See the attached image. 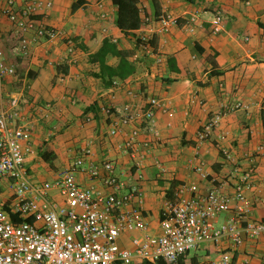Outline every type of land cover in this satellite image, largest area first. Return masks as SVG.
Listing matches in <instances>:
<instances>
[{
    "label": "crops",
    "instance_id": "crops-1",
    "mask_svg": "<svg viewBox=\"0 0 264 264\" xmlns=\"http://www.w3.org/2000/svg\"><path fill=\"white\" fill-rule=\"evenodd\" d=\"M33 1L15 0V8ZM156 1L160 12L178 17V26L165 34L155 33L154 24L141 28L153 34L152 44L163 54L160 64L139 50L134 37L124 36L115 26L111 0H52V7L35 17L71 38L74 53L67 52V39L59 37L38 39L29 55L20 57L12 51L19 34L2 14L0 3V50L5 62L15 68L14 74L0 78V114L6 115L11 127H31V150L25 156L28 173L36 181L53 180L88 146L92 162L112 160L120 180L138 185L142 202L133 201L126 209L139 208L146 232L156 234L161 210L166 201L175 199L178 185L195 184L200 193L220 186L231 194L249 156L263 146L254 159L253 188L246 194L251 217L264 222V203L259 200L264 198V0ZM138 6L141 16H154L153 0H139ZM218 10L223 14L222 27L214 34L211 19ZM191 15L198 19L193 31L185 27ZM105 36L133 51L135 71L125 80H116L115 89L93 75L99 66L88 57ZM116 62L115 57L108 60ZM128 89L137 96L132 98ZM152 96L168 103L174 115L156 112L157 139L139 125L137 141L150 140L153 147L137 170L130 155L119 149L131 127L120 126L115 135L107 131L118 122L114 107L126 102L139 106ZM236 102L246 107L223 116L209 138L199 142L197 131L207 119ZM102 104L110 106L109 115L102 113ZM221 146L235 156L239 170L225 160ZM200 161L205 178L195 169ZM77 179L90 183L82 173ZM94 183L105 191L101 182ZM50 195L63 201L55 189ZM14 204L10 181L0 176V208L9 210ZM225 218L221 214L214 224ZM141 234L121 235L119 246L133 249L132 238ZM225 246L201 244L183 256L182 264H204L217 258ZM235 257L245 264H264V232L254 239L244 237ZM134 260L137 264L141 259L136 257L131 264Z\"/></svg>",
    "mask_w": 264,
    "mask_h": 264
},
{
    "label": "built area",
    "instance_id": "built-area-1",
    "mask_svg": "<svg viewBox=\"0 0 264 264\" xmlns=\"http://www.w3.org/2000/svg\"><path fill=\"white\" fill-rule=\"evenodd\" d=\"M0 3H3L2 14L19 34L12 47L16 55L27 57L38 39L59 37L67 39V52L74 53L76 44L71 38L35 17L50 9L52 0H35L20 9L15 8V0H0ZM102 16L107 17V14ZM142 20L141 28L154 24L157 34L168 33L178 26V17L166 11L153 17L142 14ZM197 20L196 15H191L186 20V29L193 31ZM222 20V12L216 11L211 19L214 34L221 30ZM141 28L135 38L139 50L160 64L163 54L152 45L153 34ZM14 73V66L5 62L0 50V78ZM118 86V81L114 80L112 88ZM127 93L132 98L137 96L132 89ZM241 107L246 106L236 102L213 113L198 129L197 140L202 142L209 138L223 116ZM100 109L105 115L111 113L107 104H102ZM113 109L118 122L111 124L107 132L115 135L120 126L131 127L119 149L130 155L132 165L139 170L153 147L150 140L137 141L139 125H144L157 139L156 112L172 117L174 110L154 96L139 106L126 102ZM30 130L29 125L11 127L6 115L0 114V176L10 181L15 197L12 209L0 208V264H131L136 257L153 264H178L180 257L204 243L226 244L217 258L204 264H245L235 257L237 248L244 237L254 239L264 232V222L249 213L246 194L253 188L254 159L263 146L249 156L231 194L220 186L200 193L195 184L178 185L175 199L166 201L161 210L159 232L149 234L140 209H126L133 201L142 202L138 185L120 180L112 160L92 162L88 146L83 147L79 156L55 179H32L25 166V156L31 150ZM220 150L225 160L239 170L238 160L228 148L221 146ZM156 167L162 169L161 163L156 161ZM195 169L200 176H207L201 161ZM78 173L85 174L90 183L81 184ZM96 181L101 182L105 191L97 188ZM53 189L61 196V203L51 197ZM259 200L264 203V198ZM224 213L225 220L214 224ZM132 231L142 233L132 238L133 249L120 247L119 237Z\"/></svg>",
    "mask_w": 264,
    "mask_h": 264
},
{
    "label": "trees",
    "instance_id": "trees-1",
    "mask_svg": "<svg viewBox=\"0 0 264 264\" xmlns=\"http://www.w3.org/2000/svg\"><path fill=\"white\" fill-rule=\"evenodd\" d=\"M138 2L139 0H111V3L116 8L114 15L115 26L124 36H131L134 37V39L136 38L134 31L140 29L143 24ZM153 4L155 7L154 16H157L160 13L158 3L156 0H153ZM76 7L77 5L74 4L72 10H75ZM136 41L137 39L135 42ZM132 55V50L120 48L118 43L113 40L111 36H105L99 48L95 52L90 53L88 57L90 62L97 63L99 66L98 72L93 73V75L99 78L104 86L108 87L112 85L114 80H125L135 71V64L131 60ZM112 57L117 59L115 64L108 63V60ZM66 71L67 69H65L64 72ZM168 192H170V190ZM26 220L32 221L30 218H26ZM183 256L179 258L178 264H182ZM133 264H136L135 260ZM137 264L153 263L141 259ZM161 264H163V262H161Z\"/></svg>",
    "mask_w": 264,
    "mask_h": 264
},
{
    "label": "rangeland",
    "instance_id": "rangeland-1",
    "mask_svg": "<svg viewBox=\"0 0 264 264\" xmlns=\"http://www.w3.org/2000/svg\"><path fill=\"white\" fill-rule=\"evenodd\" d=\"M142 9H143V7H142Z\"/></svg>",
    "mask_w": 264,
    "mask_h": 264
}]
</instances>
